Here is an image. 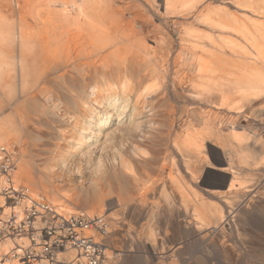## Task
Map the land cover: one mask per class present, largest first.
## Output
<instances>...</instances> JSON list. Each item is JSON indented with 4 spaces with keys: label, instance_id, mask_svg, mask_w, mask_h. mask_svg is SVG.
I'll list each match as a JSON object with an SVG mask.
<instances>
[{
    "label": "rangeland",
    "instance_id": "374dc122",
    "mask_svg": "<svg viewBox=\"0 0 264 264\" xmlns=\"http://www.w3.org/2000/svg\"><path fill=\"white\" fill-rule=\"evenodd\" d=\"M204 1L224 7L218 1ZM111 2L128 19L133 18L135 8L147 7L144 0ZM155 3L163 11L164 0ZM241 4L253 11L250 14L258 24H264V0H241ZM0 6V19H4L8 11ZM144 20L138 18L137 24L143 25ZM176 20L166 24L155 18L156 24H162V32L168 33L173 58L182 52L178 38L182 27ZM144 26L149 34L151 24ZM201 31L211 34L204 28ZM147 42L157 46V40L156 44ZM221 47L241 57V50L230 49L225 41ZM160 49L157 59L161 61ZM15 70H20L18 65ZM135 74L126 77L137 85L130 98L103 93L106 97L98 101L90 95V86L96 81H85L81 75L50 80L44 92L31 87L23 92L24 81L18 75L13 79L16 89L11 98L9 85L2 86L6 107L0 118L11 116L16 131L6 134L0 145H18L17 182L29 186L40 195L38 199L56 201L79 213L105 215L111 232L106 264H264V98L253 96L250 117L238 122L248 138L238 142L231 138L228 125H220L229 111L217 107L216 100L199 101L190 85L175 90L171 76L160 77L159 85L145 73ZM99 86L107 90L106 80L100 79ZM144 87L154 89L148 97L142 95ZM138 93L142 95L139 101ZM88 117L94 122L89 123ZM84 123L90 128L83 134L85 145L70 154L72 146L64 143ZM201 129L205 132L196 134ZM62 154L65 167L58 164ZM122 159L127 166L123 167ZM180 176L200 194L206 208H222L224 216L216 226L197 218L193 195L184 201L180 193L175 194ZM231 184L238 186L229 189ZM237 191L249 198L245 201ZM68 253L61 256L68 257ZM74 258L68 257V261Z\"/></svg>",
    "mask_w": 264,
    "mask_h": 264
},
{
    "label": "bare ground",
    "instance_id": "6f19581e",
    "mask_svg": "<svg viewBox=\"0 0 264 264\" xmlns=\"http://www.w3.org/2000/svg\"><path fill=\"white\" fill-rule=\"evenodd\" d=\"M144 1L147 7L135 8L133 18L128 19L123 11L114 8L111 0H0V5L2 4L8 11L6 18L0 19V95L3 92L2 86L9 85L8 97L11 98V92L16 89V82L13 79L18 75L21 76V81H24L21 85L23 92L29 87L44 92L49 86L47 83L52 82L50 80L61 79L67 74L81 75L85 81L91 83L96 81L90 86L92 88L90 95L96 101L106 97L105 95L102 97L103 93L108 96L122 94L130 98L137 85L135 86L136 82L133 85V82L126 81L129 75L145 73L148 78L159 81V85L162 83L160 77L171 76V84L175 90H184L190 85L194 88L199 101L209 100L213 103L216 100L217 107L227 109L228 119L220 125L230 127L231 138L234 140L240 142L247 139L248 135L239 129L238 122L242 118L250 117L253 96L264 98V24H258L254 20L252 10L250 12L240 6L241 0H214L223 3L222 8L211 6L213 2L210 1L205 4L204 0H164L163 11L156 9V0ZM255 2L256 0H253V3ZM258 9L260 7L255 8ZM141 10L144 11L143 14L140 13ZM156 16L166 24L175 18L179 19L176 22L182 27L178 33L182 48L180 56L173 58L168 33L162 32V24H156ZM140 17L145 18L143 25L137 24ZM262 17L264 18V15ZM27 18L32 21L28 22ZM148 23L152 29L149 34H145L144 25ZM202 28L209 30L211 34H203ZM232 36H236L237 39L233 40ZM148 39L155 41V44L157 40V46H150ZM222 41H225L230 49L241 50V57L223 50ZM240 41L248 46L249 50ZM159 47L162 53L161 61L157 59ZM242 51L245 53H241ZM16 65L20 69L18 72L15 70ZM31 72H35V76L31 75ZM100 79L106 80L107 90L99 86ZM152 90H154L152 87H144L142 95L148 97ZM142 95L139 93L136 95L137 101ZM2 96L0 116L6 107L5 97ZM245 106L247 108H244ZM88 119L89 123L94 122L93 117ZM14 124L16 123L12 122L11 116L0 118V143L4 142L6 134L12 132ZM88 129H90L88 123L81 124L76 136L64 143L72 146L68 148V151L72 150L70 154H76L85 145L83 134L87 133ZM204 132L205 129H201L196 134L201 135ZM95 133L92 132L94 137L97 136ZM209 133L211 134L210 131ZM17 146L0 145V207H4L2 211L0 209V214L2 213L3 219H6L15 210V217L19 222L24 215V207H30L32 203L41 200L38 199L40 195L35 194L29 186L17 182L15 177L16 161H19ZM7 157L12 158L6 160ZM58 157V164L65 167L66 156L62 154ZM10 160L12 164L9 166ZM52 161L54 163V159ZM3 163L6 171H3ZM122 165L127 166L124 159ZM187 171H190V166ZM183 180H186L185 176H180L175 194L180 193L181 200L184 201H188L190 195H193V209L197 218L207 225L216 226L223 219L222 208H206V202L199 199L200 194L195 192L188 182L183 183ZM239 184L244 183L239 181ZM233 186L238 185L231 184L229 189ZM5 189L11 190L9 193L17 197V204L14 205L7 200L10 194L5 193ZM239 193L240 191L236 192L238 196L242 195L245 201L249 198L243 191V194ZM41 199L46 200L44 197ZM49 202L40 203L42 205L38 209L42 215L35 223L38 229H43L54 222L64 225L66 219L63 218H69L71 214H83L89 218L94 216L91 213H79L64 205H57L53 200ZM45 207H49L47 213H44ZM51 211L59 216L57 220L50 215ZM97 216L105 220L109 233L108 241L111 236L109 221L105 215ZM85 232L94 234L95 237L100 236L93 227L85 228ZM30 238L7 236L1 240L0 253L4 261L0 264H10L14 261L13 264H30L24 260V252L30 245ZM78 250V247L66 246L62 251L57 250L59 251L57 256L64 264H82L85 255H81ZM66 252H70L68 257L75 258L68 261V257H62L61 255ZM6 260L9 262H5ZM106 260H103V264H106ZM49 261L40 258L36 264H52ZM53 264L57 262L54 261Z\"/></svg>",
    "mask_w": 264,
    "mask_h": 264
},
{
    "label": "built area",
    "instance_id": "2783aa9c",
    "mask_svg": "<svg viewBox=\"0 0 264 264\" xmlns=\"http://www.w3.org/2000/svg\"><path fill=\"white\" fill-rule=\"evenodd\" d=\"M12 158V157H11ZM7 157L6 160L11 159ZM9 166L12 164V160ZM3 171H6L5 163L2 164ZM11 190L5 189L4 192L10 196L7 200L14 205L17 204L18 199L13 193H9ZM42 202L46 201L40 199ZM41 201L34 202L30 207H24V215L18 222L16 211L13 210L6 219H3L2 213L0 214V241L7 236L21 238L22 236H30L31 241L28 248L24 252V260L30 262V264H36L40 258L50 260L49 263L54 261L57 264H64L62 259L58 258L60 250L66 246L69 248L78 247V252L81 255H85V260L82 264H103V260H106L108 243H107V225L103 217L94 215L92 218L86 215L71 214L69 218L64 221V225L60 223L48 224L43 229H38L35 226L36 220L42 213L38 208L42 204ZM4 208V207H3ZM0 207L1 211L3 209ZM49 208V207H48ZM48 208L45 207L44 213H47ZM52 212V211H51ZM49 212V213H51ZM55 220L59 218L54 212L50 214ZM93 227L99 233V237H95L94 234H86L85 228ZM8 234V235H7ZM38 235V239H37ZM63 261V262H62Z\"/></svg>",
    "mask_w": 264,
    "mask_h": 264
},
{
    "label": "crops",
    "instance_id": "0c3cea01",
    "mask_svg": "<svg viewBox=\"0 0 264 264\" xmlns=\"http://www.w3.org/2000/svg\"><path fill=\"white\" fill-rule=\"evenodd\" d=\"M227 173L231 174L230 172H227ZM231 175H232V174H231ZM231 179H232V178H230V181H231ZM132 264H133V263H132Z\"/></svg>",
    "mask_w": 264,
    "mask_h": 264
}]
</instances>
